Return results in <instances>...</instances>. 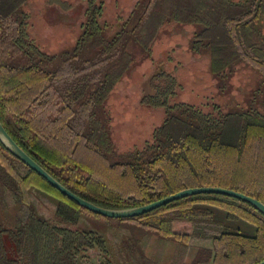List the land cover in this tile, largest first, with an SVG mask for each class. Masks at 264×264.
<instances>
[{
	"label": "trees",
	"instance_id": "obj_1",
	"mask_svg": "<svg viewBox=\"0 0 264 264\" xmlns=\"http://www.w3.org/2000/svg\"><path fill=\"white\" fill-rule=\"evenodd\" d=\"M31 0H0V121L13 139L77 195L107 208L151 203L190 187L231 188L264 203V0H138L106 19L107 0H80L76 40L48 50L34 33ZM67 12L71 0H48ZM194 27L189 50L206 56L219 95L244 68L258 75L244 102L225 107L179 99L176 69L159 64L141 104L163 118L142 143L121 151L108 108L168 24ZM36 190L55 203L40 214ZM187 224L191 231L177 230ZM90 225V226H89ZM126 227L114 246L107 231ZM181 245L180 264H257L264 260V214L224 194L199 193L135 217L92 212L54 188L0 141V264H163L149 239Z\"/></svg>",
	"mask_w": 264,
	"mask_h": 264
},
{
	"label": "rangeland",
	"instance_id": "obj_2",
	"mask_svg": "<svg viewBox=\"0 0 264 264\" xmlns=\"http://www.w3.org/2000/svg\"><path fill=\"white\" fill-rule=\"evenodd\" d=\"M75 7L64 12L59 6L48 0H31L29 7L34 15V33L48 50L58 49L73 43L79 35V25L83 15V3L71 0ZM138 0H107L106 19L113 22L119 13L127 15ZM166 11L170 0H160ZM194 27L168 24L160 31L154 46L153 60H146L127 76L112 94L108 104L114 128V138L121 151L142 143L151 135L155 126L161 123L162 109L143 106L141 97L145 81L152 75L159 64L168 69H176V75L183 85L179 99L195 105L217 102L225 107H234L244 102L245 96L253 87L258 75L242 68L233 79L232 90L219 95L216 80L209 71V60L206 56H197L189 50ZM31 198L38 210L46 218L53 219L55 203L46 195L34 190ZM90 226V225H89ZM177 230L191 231L187 224H178ZM126 227L112 228L107 231L108 241L114 246L122 235L128 234ZM197 246L192 245L187 253L181 245L163 239H149L145 246L147 255L163 264H180L193 257ZM85 261L101 264L103 255L99 251L89 250Z\"/></svg>",
	"mask_w": 264,
	"mask_h": 264
},
{
	"label": "water",
	"instance_id": "obj_3",
	"mask_svg": "<svg viewBox=\"0 0 264 264\" xmlns=\"http://www.w3.org/2000/svg\"><path fill=\"white\" fill-rule=\"evenodd\" d=\"M0 141L3 145L17 158H19L22 162H24L27 166H29L32 170L36 171L39 175L44 177L54 188L58 189L61 193L68 196L69 198L76 201L79 205L85 207L86 209L98 213L100 215H104L106 217L111 218H128L142 215L144 213L150 212L156 208H159L169 202L174 200L199 194V193H218L224 194L231 197H235L241 200H244L253 206H255L258 210H260L264 214V203L259 199L252 197L243 192L225 188L220 186H202V187H190L183 190H180L174 194L161 198L159 200L153 201L151 203L131 207V208H107L99 206L89 200L84 199L83 197L77 195L70 189H68L65 185H63L60 181H58L52 174H50L42 165H40L37 161H35L7 132L6 128L0 121ZM257 264H264V260Z\"/></svg>",
	"mask_w": 264,
	"mask_h": 264
}]
</instances>
